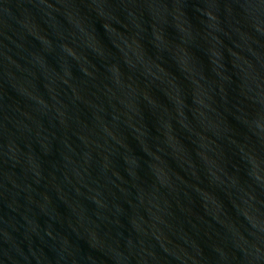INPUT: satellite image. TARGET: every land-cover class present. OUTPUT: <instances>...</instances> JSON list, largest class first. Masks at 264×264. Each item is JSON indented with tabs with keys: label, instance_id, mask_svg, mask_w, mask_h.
I'll use <instances>...</instances> for the list:
<instances>
[{
	"label": "water",
	"instance_id": "water-1",
	"mask_svg": "<svg viewBox=\"0 0 264 264\" xmlns=\"http://www.w3.org/2000/svg\"><path fill=\"white\" fill-rule=\"evenodd\" d=\"M0 264H264V0H0Z\"/></svg>",
	"mask_w": 264,
	"mask_h": 264
}]
</instances>
